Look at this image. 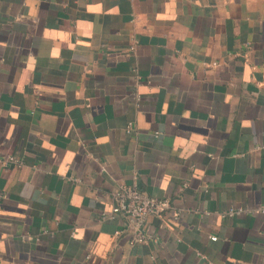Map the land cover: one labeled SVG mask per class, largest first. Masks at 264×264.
I'll return each mask as SVG.
<instances>
[{
    "label": "crops",
    "instance_id": "obj_1",
    "mask_svg": "<svg viewBox=\"0 0 264 264\" xmlns=\"http://www.w3.org/2000/svg\"><path fill=\"white\" fill-rule=\"evenodd\" d=\"M0 264H264V0H0Z\"/></svg>",
    "mask_w": 264,
    "mask_h": 264
},
{
    "label": "built area",
    "instance_id": "obj_2",
    "mask_svg": "<svg viewBox=\"0 0 264 264\" xmlns=\"http://www.w3.org/2000/svg\"><path fill=\"white\" fill-rule=\"evenodd\" d=\"M135 46H131L133 50ZM218 61H213V64H218ZM141 97L136 94V100L140 101ZM134 127L132 121L127 125V131H131ZM156 136H159V131L156 132ZM6 160L20 165L22 160L15 155H8ZM114 205L109 210H104L102 213L103 219L114 218L118 214H124L128 217V229L131 231L130 243H144L151 238L157 239L151 233L146 230L149 218L153 214H162L171 208V201L169 197H157L149 195L139 189L136 184L131 186L122 185L117 187L113 191ZM247 209V207H230L222 214L233 215L236 212H241ZM178 213L176 214V216ZM121 230H116V234H119ZM213 239H217L216 235L212 236Z\"/></svg>",
    "mask_w": 264,
    "mask_h": 264
}]
</instances>
